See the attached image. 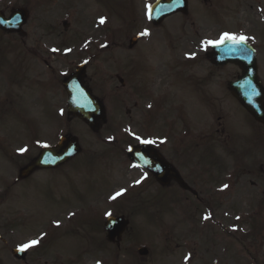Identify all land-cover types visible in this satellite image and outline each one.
<instances>
[{"label": "rangeland", "instance_id": "1", "mask_svg": "<svg viewBox=\"0 0 264 264\" xmlns=\"http://www.w3.org/2000/svg\"><path fill=\"white\" fill-rule=\"evenodd\" d=\"M29 1L23 0L30 12L23 41L0 40V236L5 241H0V264H112V250L102 244L106 239L100 230L106 213L124 215L130 221L129 234L135 239L130 249L147 248V264H181L178 247L184 244L195 250L194 264H264L261 128L256 137L259 151H255L250 149L253 143H245L251 134L248 129L235 126L236 140L242 141L239 145L245 144L235 152L231 147L225 154L216 151L213 164L227 167L222 171L226 174L216 177L215 184L207 188L203 203L174 186L160 190L148 175L141 180L146 172L134 168L124 154L137 141L133 134L146 137L147 111L142 99L131 96L127 80L131 61L148 63L142 62L147 44L142 42L130 52L127 38L142 33L144 8L154 0H116L114 8L118 10L114 12L107 9L104 0ZM123 1L125 6H133L138 17L136 26H127V16L123 19L127 12ZM260 6L258 18L254 10L231 4L216 19L219 22L209 24L208 37L218 40L223 33L249 37L247 41L258 51L259 77L264 87V0ZM102 17L103 25L99 23ZM63 22L70 24L67 31ZM54 48L58 51L53 52ZM152 59L163 63L161 87L173 100L178 90L186 88L185 80L199 78L198 69L206 68L200 62L185 66L187 62L170 49L156 50ZM82 63L88 65L86 83L106 110L107 124L98 133L67 117L62 80ZM145 67H140L137 76L141 83L146 78ZM237 73L232 66L215 73L214 86L219 95L223 96V85ZM118 77L126 81L125 89ZM168 104L166 112L171 107ZM229 106L226 100L225 112ZM185 108L191 116L196 111L194 107ZM132 123L137 125L136 130H132ZM32 125L36 128L34 138ZM67 134L79 140L82 153L78 158L55 172H36L25 182H17L20 166L35 158L43 145L54 146ZM21 148L27 151L21 153ZM112 149L114 157L110 155ZM244 149L253 154L244 155ZM196 161L194 158L192 164ZM137 180L141 183L136 184ZM225 184L227 189H223ZM121 189H126L123 196L110 199ZM161 196L164 202L155 204ZM206 215L210 219L205 220ZM254 222L260 233L252 238ZM32 240L40 242L29 249H37L27 251L23 262L15 261L11 249ZM122 255L120 262L127 259Z\"/></svg>", "mask_w": 264, "mask_h": 264}, {"label": "flooded vegetation", "instance_id": "2", "mask_svg": "<svg viewBox=\"0 0 264 264\" xmlns=\"http://www.w3.org/2000/svg\"><path fill=\"white\" fill-rule=\"evenodd\" d=\"M31 1L29 2L31 3ZM101 1L103 2V0L98 2L100 3ZM0 2L3 6L0 11L6 18L14 10L26 9L28 11L29 8V5L24 4L23 0H0ZM262 2L263 0H187L188 11L186 14L178 13L172 15L158 25H155L149 19L147 6H153L154 3H148L142 15V22L144 23L142 33L147 31L149 34L141 35L139 32L137 45L132 49L128 46V50L133 52L137 50L140 43L145 42L147 44L146 51L143 53L145 59L142 57V62L147 60L148 63L145 61V63L140 64L138 62L137 64L136 61H131L127 79L128 84L131 86V96L142 99L145 102L147 109L144 122L145 139L156 141L155 144H152L153 147L159 151L166 161L176 168L182 179L192 190H183L174 181L167 188L174 186L185 196L191 197L198 203L205 202L204 195L209 192L207 188L215 184L216 177L217 179L225 177L226 172L222 171L227 167L213 164L216 151L225 154L231 145H233L232 150L237 151L245 143H253L250 149L254 148L257 151V143L259 141L256 137L260 133L259 128L262 127L245 111L230 92L229 84L235 82L240 75V69L237 66H232L237 69L238 73L236 76L232 80L226 81V84L223 85V96L219 95V92L215 89V73L223 72L224 68L231 65L216 67L212 64L208 56L209 51H206L207 45L205 43L212 38L208 37L211 34L209 24L212 25L219 22L216 19L220 15L222 16L221 13L223 11L231 8V4H235L236 7L246 8L249 11L254 10V15L259 18V13L261 12L260 4ZM115 3H117L116 0H104V4L110 7L112 12H114ZM121 3L125 4L124 1ZM127 7L131 9L128 22L130 25L136 26V18L138 17L133 10V6L128 5ZM1 34L2 38L9 39L10 41L8 42L10 43L23 41L22 35L4 32H1ZM129 41L130 38H127V43ZM153 41L154 45L152 46ZM167 49H170L180 59L187 62L185 66L196 65V62L206 66V68L198 69L200 72L199 78L185 80L186 88L178 90L174 100L172 97L167 96L161 87L163 81L159 77V73L163 63L153 62L152 59L156 50L165 51ZM152 51L154 52L153 54ZM143 65L148 68L145 67L146 78L141 83L137 76L140 72V67ZM117 80L119 81V77ZM9 93L12 94L13 92L10 91ZM11 94L10 96L12 97L13 95ZM13 97L17 99L16 95ZM225 99L230 104L228 110H226L227 112L224 111ZM1 101L4 102V100ZM167 104L171 105V107L166 112ZM134 107H138V102L135 103ZM185 107H194L196 111L192 116L191 114L188 115ZM193 122H195V125H193ZM106 124H103L101 129ZM240 125H242L241 129H248L251 133L249 139L245 140V143L241 145L239 144L242 141H237L234 134L236 131L235 126L238 128ZM131 128L136 130L137 125L132 123ZM35 129V126L32 125L31 134L33 138L37 137L34 136L36 134ZM173 132L174 136L171 135ZM154 133L155 135H153ZM112 143L114 144V140ZM110 155L114 157V149L111 150ZM113 157L111 158L113 159ZM194 158L197 161L192 164ZM28 161L30 162V160ZM28 161L23 166H20L19 169L27 165ZM222 173L224 174L222 175ZM212 195L211 198H213ZM129 232L130 230L126 231L119 243H108L112 250V264H147L144 258L135 257L141 247L135 251L130 249L135 239ZM104 235L106 239V234ZM178 252L182 253L179 260L181 264L195 263V250L189 248L186 244L179 246ZM121 253H123L122 257L127 259L120 262L119 255ZM186 257H188L187 260L185 259Z\"/></svg>", "mask_w": 264, "mask_h": 264}, {"label": "water", "instance_id": "3", "mask_svg": "<svg viewBox=\"0 0 264 264\" xmlns=\"http://www.w3.org/2000/svg\"><path fill=\"white\" fill-rule=\"evenodd\" d=\"M178 11H186V0H160L153 8V14L160 13L154 20L168 17ZM26 19V14L23 11L14 12L8 21L0 15V21H4V23H0V27L6 31H18ZM21 20L23 21L21 22ZM135 43L136 39L132 40L131 46L133 47ZM210 56L216 65L234 63L241 68L242 77L230 85L231 91L256 121L264 125V92L258 80L254 50L246 43L237 45L226 41L224 44L214 47V52ZM84 76L85 66H80L75 73L63 80V86L68 94V115L81 119L95 129L104 116V111L98 100L84 85ZM131 149L132 151L128 152L129 158L137 165L148 169L159 184L167 186L171 180H176L182 188L187 189L178 173L151 147L141 144ZM80 151L76 138H62L56 147L44 148L36 160L20 171L19 178L25 179L36 170L55 169L62 166L76 157ZM127 227L128 221H125L123 217L108 219L105 224L108 239L114 241L116 237L120 238ZM146 254V251H141V255ZM14 255L18 259H24L25 254L15 251Z\"/></svg>", "mask_w": 264, "mask_h": 264}, {"label": "snow or ice", "instance_id": "4", "mask_svg": "<svg viewBox=\"0 0 264 264\" xmlns=\"http://www.w3.org/2000/svg\"><path fill=\"white\" fill-rule=\"evenodd\" d=\"M147 7H148V9H149V13H148V15H149V19H151V10H152V6H151V5H148ZM0 23H4V21H0ZM99 23H100L101 25H103V24L105 23V18H103V17L100 18ZM148 34H149V33H148L147 31L141 33V35H148ZM248 39H249V37H247V36H243V35H234V34H229V33H223V34L220 36V38H219L218 40H209V41H206L205 43H206V45H210V46H213V47H218V46L224 44L226 41H231V42H233L234 44L240 45V44H244ZM52 51H53V52H56V51H58V49H55V48H54V49H52ZM67 51H71V50L69 49V50H67ZM149 107H151V106L149 105ZM133 135H134V138H135L137 141H139L140 143H142V144H144V145H152V144H155V143H156L155 140L142 139L140 136H135V134H133ZM110 139H111V138H110ZM43 147H49V145H43ZM19 151H20L21 153H24V152L27 151V149H26V148H21ZM129 151H132L131 147L129 148ZM146 163H148V161H146ZM146 175H147V174H145V176L142 177L141 180L144 179V178H146ZM141 180H137L135 183H136V184H139V183H141ZM228 187H229V186H228L227 184L223 185V189H227ZM125 192H126V189H121V190L115 192V193L110 197V199H112V200H116L117 198L123 196V195L125 194ZM106 215L111 216V213H106ZM204 219H205V220H208V219H210V216L206 215V216L204 217ZM237 219H239V217H237ZM234 230H235V229H234ZM39 242H40L39 240H32V241H30V242L27 243V244H23V245H21V246L19 247V251H25V250H27V249L30 248V247L36 246L37 244H39ZM185 259L187 260L188 257H186Z\"/></svg>", "mask_w": 264, "mask_h": 264}, {"label": "trees", "instance_id": "5", "mask_svg": "<svg viewBox=\"0 0 264 264\" xmlns=\"http://www.w3.org/2000/svg\"><path fill=\"white\" fill-rule=\"evenodd\" d=\"M257 230V228H256V225L255 224H253V234H255V231Z\"/></svg>", "mask_w": 264, "mask_h": 264}]
</instances>
